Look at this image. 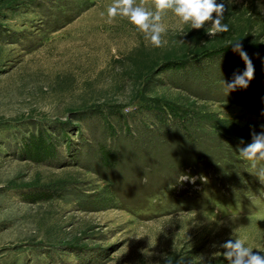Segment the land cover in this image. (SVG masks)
<instances>
[{"label": "rangeland", "instance_id": "1", "mask_svg": "<svg viewBox=\"0 0 264 264\" xmlns=\"http://www.w3.org/2000/svg\"><path fill=\"white\" fill-rule=\"evenodd\" d=\"M112 3L0 0V264L264 249V182L239 155L264 131V0L226 3L215 37L169 11L162 47ZM239 39L254 78L226 94Z\"/></svg>", "mask_w": 264, "mask_h": 264}, {"label": "clouds", "instance_id": "2", "mask_svg": "<svg viewBox=\"0 0 264 264\" xmlns=\"http://www.w3.org/2000/svg\"><path fill=\"white\" fill-rule=\"evenodd\" d=\"M231 0H154V10L144 6L143 0L137 3V0H113V3L107 7V16L114 19L117 16L127 18L131 24L136 26L137 30L145 34L154 47H162L168 43L163 39L167 29L163 24V16L171 12L183 23H190L191 29L199 30L206 24V32L209 36L215 37L219 34L229 31V25L224 23V13L226 3ZM232 50L238 53L245 63V69L242 73H234L231 82H225L226 94L235 91L237 88H247L249 82L254 78L255 67L244 51L240 39L230 44ZM264 127V126H262ZM243 143V141H241ZM239 155L242 159L249 161L251 172L261 182H264V131L260 133L252 132V140L245 147L239 148ZM220 248L223 249V258L228 264H264V249H257L247 246L246 241L240 238L228 239L224 241ZM202 259V264H211ZM163 264H173V259L169 256H163Z\"/></svg>", "mask_w": 264, "mask_h": 264}, {"label": "trees", "instance_id": "3", "mask_svg": "<svg viewBox=\"0 0 264 264\" xmlns=\"http://www.w3.org/2000/svg\"><path fill=\"white\" fill-rule=\"evenodd\" d=\"M260 47L264 49V44H263V45H261V46H259V48H260ZM252 48H253V47H251L250 49H252Z\"/></svg>", "mask_w": 264, "mask_h": 264}]
</instances>
